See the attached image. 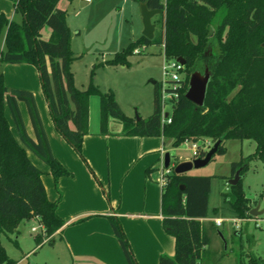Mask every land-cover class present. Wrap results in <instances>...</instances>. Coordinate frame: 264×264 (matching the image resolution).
I'll return each mask as SVG.
<instances>
[{"label": "trees", "instance_id": "16d2710c", "mask_svg": "<svg viewBox=\"0 0 264 264\" xmlns=\"http://www.w3.org/2000/svg\"><path fill=\"white\" fill-rule=\"evenodd\" d=\"M7 1L19 17L10 20L0 13V66L25 64L37 70L54 128L83 162L89 99L97 96L101 133H106L114 120L123 126L124 136L163 137L171 140L174 148L186 141H220L216 155L226 153L227 140L253 141L254 152L231 164L229 179L241 167L243 176L250 162L264 164V0H134L159 11L158 30L152 40L141 36L101 65L128 67V57L149 46H158L166 60L183 59L184 77L169 124L161 123L160 83L154 84L151 115L138 121L121 111L111 91L102 93L93 84V72L85 89L75 87L71 65L80 56L71 51L66 11L57 8L60 0ZM46 28L50 31L47 39L41 37ZM205 69L210 72V80L203 106L198 107L185 98V93L190 75ZM19 103L26 107L34 138L26 131ZM27 152L47 166L55 186L59 178L70 175L51 152L34 95L26 90H9L0 71V236L13 234L23 221L36 219L43 227V237L51 242L64 223L56 213L58 201L48 200L43 173L32 164ZM206 153L197 150L193 158H203ZM178 163L175 159L173 165ZM211 180L176 175L173 168L167 175L161 195L162 225L174 238L175 249L173 256L161 255L158 264H202L206 259L209 229L201 220L210 217ZM222 197L224 206L213 209L212 217L227 208L234 217L252 218L242 179L229 186ZM108 222L127 264H137L119 220L110 216ZM214 230L222 235L218 228ZM35 241L40 245L42 236H36ZM250 263L263 264L255 259ZM0 264H16L1 242Z\"/></svg>", "mask_w": 264, "mask_h": 264}, {"label": "crops", "instance_id": "0c3cea01", "mask_svg": "<svg viewBox=\"0 0 264 264\" xmlns=\"http://www.w3.org/2000/svg\"><path fill=\"white\" fill-rule=\"evenodd\" d=\"M80 2L89 4L92 0ZM0 13L10 20L16 18L12 3L7 0H0ZM158 14L151 19L154 34L158 30ZM44 30L41 33L45 32L48 38L50 31ZM142 31L143 27L136 33L131 29L128 38L120 31L117 39L121 43L126 38L127 46L140 38ZM0 71L9 90H26L34 95L51 152L70 173L59 178L55 186L47 166L27 152L32 164L43 173L41 179L48 200L58 201L56 213L64 224L52 239L64 245L70 264H127L108 222L110 216L119 220L137 264H158L161 255L173 256L175 241L162 225L163 189L158 183L160 160L172 141L163 137L124 136L114 120L109 122L108 131L101 133L100 99L92 96L88 105V134L82 143L83 162L55 130L37 70L25 64H3ZM19 109L28 135L34 138L25 105L19 103ZM6 117L11 119L8 110ZM10 128L15 135L11 123Z\"/></svg>", "mask_w": 264, "mask_h": 264}, {"label": "rangeland", "instance_id": "374dc122", "mask_svg": "<svg viewBox=\"0 0 264 264\" xmlns=\"http://www.w3.org/2000/svg\"><path fill=\"white\" fill-rule=\"evenodd\" d=\"M57 7L67 12L66 20L72 35L70 48L74 56H80L71 65L75 87L85 89L93 72V84L102 93L111 91L127 117L136 120L150 116L153 110V82L163 81L162 67L165 59L160 54V48L149 46L141 53H134L128 57V67L101 65L104 60L112 58L114 52L126 46V38L130 37L127 34L131 29L136 33L143 27L140 5L134 0H92L89 4L80 0H60ZM44 31L49 30L46 28ZM120 31L127 36L121 43L117 39ZM41 37L47 39L45 32L41 33ZM213 48L216 50V45ZM165 110L171 112L168 103ZM8 120L13 125L9 117ZM116 126L123 128L119 123ZM192 144L193 142L186 141L177 148L170 144L164 154L170 155L171 165L175 163V159L179 162L191 160L195 154ZM196 145L206 152L213 146L203 148L205 145L202 141L196 142ZM254 145L249 140H227L224 142L225 154L215 155L207 165L186 173L190 176L212 177L208 198L210 217L201 220L209 229L210 237L206 259L202 264H252L250 259L264 264V164L250 162L248 170L242 176V189L250 199V207H258L261 214L250 220L241 219L223 208L217 217H212L213 209L224 206L222 195L229 191L231 164L252 154ZM215 220H223L220 227L215 225ZM38 226L39 223L31 219L23 221L15 233L1 235L0 242L7 256L19 264H70L68 253L58 239L49 242V239L45 241L42 236L44 241L40 245L36 244L35 237L42 235ZM32 227L37 229L36 232L31 231ZM214 227L220 230L225 241L215 232Z\"/></svg>", "mask_w": 264, "mask_h": 264}, {"label": "water", "instance_id": "95a60500", "mask_svg": "<svg viewBox=\"0 0 264 264\" xmlns=\"http://www.w3.org/2000/svg\"><path fill=\"white\" fill-rule=\"evenodd\" d=\"M157 13H159L158 10H149L146 4L144 3L140 4V14L143 25L142 36L148 40H152L154 37V25L151 23V19L154 16V14ZM176 61L183 66L185 65V61L181 58H178ZM209 80H210V72L207 69H205L203 72L201 71L193 72L190 75L188 81V88L185 93V98L198 107L203 106ZM153 84H155V82H153ZM166 116L167 115L165 114V117ZM138 120L139 118L136 119V121ZM219 144L220 141L215 142L213 146L207 151V153L203 158L198 157L178 163L173 168L174 174L176 175L186 174L193 168L197 169L207 165L211 161V159L216 155ZM163 165L164 168L166 169L170 167V155L168 153H165L163 155ZM243 168L244 167H241L235 172L234 176L228 181L229 186H235L240 181V179H242V176L240 174ZM181 190H183V186L181 187ZM260 214L261 212L258 211V207L251 209L249 212V215L251 217H258ZM219 235L221 239L224 241L223 236L220 233Z\"/></svg>", "mask_w": 264, "mask_h": 264}, {"label": "built area", "instance_id": "2783aa9c", "mask_svg": "<svg viewBox=\"0 0 264 264\" xmlns=\"http://www.w3.org/2000/svg\"><path fill=\"white\" fill-rule=\"evenodd\" d=\"M83 2H90V0H82ZM139 51L135 50L134 53L137 54ZM165 59V58H164ZM162 75H163V81L160 82V106H161V123L162 124H169L171 122V112H167L165 110V107L167 106V103L171 106V110L173 105L177 102L179 98V88H180V82L182 81L184 77V66L179 64L176 60H166L165 64L162 67ZM165 114L167 115L165 117ZM205 146L203 148L209 149L212 145L210 141L204 140L202 141ZM192 148L195 149V152L200 149L196 143L192 144ZM174 165H171L168 169L164 168L163 165V159H161L160 163V169H159V178L158 183L163 189L166 185V177L170 174L171 169L174 168ZM251 219V218H250ZM248 219V220H250ZM223 220H215V225L217 227H220ZM39 229H41L42 235L44 236V230L42 226H38ZM36 228L32 227L31 231L36 232ZM48 240L45 238V241ZM44 241V240H42ZM16 264H19V262H16Z\"/></svg>", "mask_w": 264, "mask_h": 264}]
</instances>
